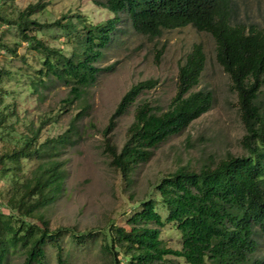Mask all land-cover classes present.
I'll list each match as a JSON object with an SVG mask.
<instances>
[{
  "label": "trees",
  "instance_id": "obj_1",
  "mask_svg": "<svg viewBox=\"0 0 264 264\" xmlns=\"http://www.w3.org/2000/svg\"><path fill=\"white\" fill-rule=\"evenodd\" d=\"M102 6L114 16L104 23L92 25L79 19L76 27L63 17L67 38L69 32L75 33L69 41L73 45L69 55L27 35L25 26L34 7L18 15L14 24L25 42L42 56L43 68L29 84L32 92L47 84L44 78L52 77L69 87L63 105L80 100L83 90L102 70L95 64L112 41L118 15L125 13L135 32L152 38L163 30L186 26L210 34L215 42V60L237 94L245 131L243 154H228L197 171L176 169L155 184L159 200L138 202L139 209L127 219V228L112 223L101 244L111 257L110 264H176L167 257L186 264H264V258L255 256L257 235H264V29L232 24L231 0H102ZM161 54L157 51L158 60ZM205 61L202 46L193 44L178 69L176 92L167 109L157 111L148 102L138 103L118 149L112 141L117 118L156 81L138 82L121 97L101 135L111 166L128 183L134 169L148 161L157 146L211 108L213 96L209 91L192 90L199 84ZM85 111L77 113L67 130L54 139L38 143L40 128L35 129L19 147L0 153V178L12 180L3 198L8 213L0 211V264H5L9 253L17 248L24 252L22 264L41 263L44 246L54 232L48 230L46 222L39 227L27 219L61 196L67 170L59 159L60 152L77 135V122ZM23 161L35 162V166L20 178L17 173ZM157 202L167 213L164 220L156 210ZM165 222L179 232V250L167 247L160 239Z\"/></svg>",
  "mask_w": 264,
  "mask_h": 264
},
{
  "label": "rangeland",
  "instance_id": "obj_2",
  "mask_svg": "<svg viewBox=\"0 0 264 264\" xmlns=\"http://www.w3.org/2000/svg\"><path fill=\"white\" fill-rule=\"evenodd\" d=\"M27 7H34L25 26L27 35L68 55L73 47L69 41L75 33L69 32L67 38L62 27L65 22L77 27L80 19L95 25L114 16L103 8L102 0H0V119L4 117L0 124V153L19 147L35 129L40 128L38 143L54 139L67 130L77 113L86 110L77 122V135L60 152L59 159L67 170L61 196L27 219L39 227L46 222L48 230L54 232L37 264H110L111 257L101 246L102 235L112 223L127 228V219L139 209L138 202L159 200L155 184L162 177L180 167L197 171L228 154H243L241 140L245 131L237 94L215 60V42L210 34L186 26L163 30L152 38L135 32L127 15L120 13L112 41L95 64L102 69L96 81L83 90L80 100L63 105L69 87L52 77L44 78L47 84H41L38 92L30 90L31 80L37 79L43 67L42 56L25 42L14 24ZM63 17L67 18L65 22ZM231 23L264 29V0H231ZM196 43L202 46L206 61L199 84L192 90L209 91L212 106L157 146L151 158L134 169L128 183L111 166L101 131L124 93L141 81L156 82L144 88L117 118L112 133L116 147L123 145L138 103L148 102L157 111L166 110L176 92L178 69ZM159 50L162 54L158 60ZM34 166L35 162L23 161L17 175H27ZM11 183L10 177L0 178V211L4 214L8 210L3 198ZM156 210L164 220L167 213L160 202ZM159 237L167 247L180 249V234L172 223H164ZM257 242L255 256L264 258V235H257ZM23 258V250L17 248L9 253L5 264H22ZM167 258L186 264L179 258Z\"/></svg>",
  "mask_w": 264,
  "mask_h": 264
}]
</instances>
